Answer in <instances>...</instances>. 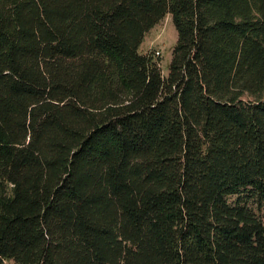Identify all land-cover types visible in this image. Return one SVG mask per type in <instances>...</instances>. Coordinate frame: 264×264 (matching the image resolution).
<instances>
[{
    "label": "trees",
    "instance_id": "trees-1",
    "mask_svg": "<svg viewBox=\"0 0 264 264\" xmlns=\"http://www.w3.org/2000/svg\"><path fill=\"white\" fill-rule=\"evenodd\" d=\"M0 264H264V0H0Z\"/></svg>",
    "mask_w": 264,
    "mask_h": 264
},
{
    "label": "rangeland",
    "instance_id": "rangeland-1",
    "mask_svg": "<svg viewBox=\"0 0 264 264\" xmlns=\"http://www.w3.org/2000/svg\"><path fill=\"white\" fill-rule=\"evenodd\" d=\"M177 38L178 33L172 16L168 14L147 32L141 52L154 54L155 58L159 59L163 72L167 74Z\"/></svg>",
    "mask_w": 264,
    "mask_h": 264
}]
</instances>
